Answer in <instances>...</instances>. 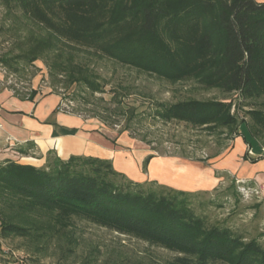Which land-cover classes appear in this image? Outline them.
<instances>
[{"label":"trees","instance_id":"1","mask_svg":"<svg viewBox=\"0 0 264 264\" xmlns=\"http://www.w3.org/2000/svg\"><path fill=\"white\" fill-rule=\"evenodd\" d=\"M2 2L7 12L36 26L17 58L29 64L46 58L56 83H84L92 92L102 91L98 74L83 61L96 55L172 83L190 79L227 95L264 96V1ZM11 61L0 58V64L12 66ZM157 113L232 133L242 124L224 100L158 103ZM250 114L254 129H264V113ZM247 133L254 136L249 127ZM196 195L156 181H133L111 159L91 155L64 159L51 150L42 166L0 162V199L10 209L2 217L5 237L41 240L54 217L68 224L78 216L168 247L179 253L177 264H264V244L197 213Z\"/></svg>","mask_w":264,"mask_h":264},{"label":"rangeland","instance_id":"2","mask_svg":"<svg viewBox=\"0 0 264 264\" xmlns=\"http://www.w3.org/2000/svg\"><path fill=\"white\" fill-rule=\"evenodd\" d=\"M33 28L36 26L26 17L18 18L7 12L0 0V58L12 59V66L0 64L1 68L14 81L29 82L42 77V81H47L53 91L61 95L63 108L91 124L92 132L99 138L116 146H119L120 138L122 141L130 138L135 140V147L147 149L144 162L137 166L120 158L115 161V169L129 179L142 183L156 181L155 177L162 173L157 156L179 157L213 166L225 157L241 132L247 133V127L254 133V136L247 133V137L257 139L264 146V129H254L250 114L251 110L264 113V96L245 99L236 94L227 95L190 79L172 83L96 55L83 57V61L98 74L102 91L92 92L84 83L70 86L66 81L56 83L50 77L46 58L38 59L34 64L17 58L28 47L27 37ZM189 99L231 102V112L242 122L238 133L214 124L165 120L157 113L158 103L175 104ZM131 154L139 162L136 154ZM145 171H150L149 177L144 176ZM214 175L219 180L213 187L194 191L198 192L192 199L197 213L264 244L261 193L252 182L238 183L230 173L216 171ZM165 177L172 178L168 173ZM172 179L177 181L179 177ZM9 211L0 199V264L9 261L16 264H177L179 253L168 247L78 216L71 217L68 224L62 220L58 222L54 217L48 236L41 240L5 237L1 233L2 217Z\"/></svg>","mask_w":264,"mask_h":264},{"label":"crops","instance_id":"3","mask_svg":"<svg viewBox=\"0 0 264 264\" xmlns=\"http://www.w3.org/2000/svg\"><path fill=\"white\" fill-rule=\"evenodd\" d=\"M4 72L0 66V162L11 159L42 166L51 150L64 159L70 155H91L111 159L113 164L117 158L135 166L144 162L147 149L135 147V140L130 138L123 141L120 138L119 146L99 138L92 132L91 124L63 109L61 95L47 81H42V77L14 88L5 83ZM246 134L241 132L225 157L213 166L157 156L162 173L155 177L156 182L177 190L196 191L213 187L219 180L215 172L223 171L236 180L252 182L264 199V146ZM131 153L136 154L139 162ZM166 173L179 179H167ZM144 176L149 177L150 171H145Z\"/></svg>","mask_w":264,"mask_h":264},{"label":"built area","instance_id":"4","mask_svg":"<svg viewBox=\"0 0 264 264\" xmlns=\"http://www.w3.org/2000/svg\"><path fill=\"white\" fill-rule=\"evenodd\" d=\"M4 77H5V83L8 84V85L13 86L14 88H20L23 85L22 82H20V81H14L12 78H10L9 76H7V74H5V72H4ZM62 107H63V105H62ZM237 181H238V183H244L245 182L243 180H237ZM243 189H245L244 186H243ZM245 190H247V189H245Z\"/></svg>","mask_w":264,"mask_h":264}]
</instances>
